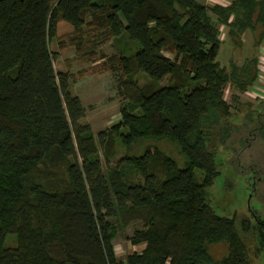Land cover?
<instances>
[{
  "label": "trees",
  "instance_id": "1",
  "mask_svg": "<svg viewBox=\"0 0 264 264\" xmlns=\"http://www.w3.org/2000/svg\"><path fill=\"white\" fill-rule=\"evenodd\" d=\"M61 21L73 32L60 48L93 63L103 44H124L107 57L121 119L98 135L73 73L55 66ZM221 24L237 36L264 29V0H0V264H252V228L264 251L262 225L217 214L208 191L219 146L243 124L226 89L245 92L259 75L258 58L221 66ZM149 138L178 142L184 166L150 145L105 169L101 150L110 163L119 142ZM130 226L144 248L120 259L114 241Z\"/></svg>",
  "mask_w": 264,
  "mask_h": 264
},
{
  "label": "rangeland",
  "instance_id": "2",
  "mask_svg": "<svg viewBox=\"0 0 264 264\" xmlns=\"http://www.w3.org/2000/svg\"><path fill=\"white\" fill-rule=\"evenodd\" d=\"M199 1L209 5L216 3L229 5L233 0ZM263 31V27L258 26L256 29H247L237 36L230 33L228 25H220L221 46L217 60L221 66L230 70L231 62L244 65L246 61L258 58L259 75L245 92L235 91L232 87L226 89L225 98L233 107V118L237 123L243 124L233 131L227 144L219 146L217 163L220 173L214 184L208 188L211 204L217 214L227 217L235 215L247 217L253 226L258 224V221L261 224L264 223V139L257 136L260 142L256 144L248 139V133L245 130L256 126V121H250L247 118L250 111L247 104L250 103L255 109L264 105V102H261L264 98ZM72 32L73 28L70 24L64 21L59 23L58 38L51 42V48L58 52L55 66L57 70L73 73L76 82L72 83L71 91L77 94L87 107L84 122L89 123L94 133L98 135L99 132L112 127L121 119L122 98L118 90L120 74L109 70L107 57L119 55L120 51L124 50V44L113 40L103 44L98 50L99 55L105 56H99L93 63L88 57L82 56V52L78 51L76 46L60 48V40H68ZM136 78L140 84L149 81L143 72H139ZM234 94L238 95V100H234ZM150 145L156 146L163 153L174 158L180 167L184 166L186 159L178 142L169 138L161 140L149 138L135 141L130 148L119 142L118 152L110 163L105 161L101 150L105 169L115 167L118 160L126 153L141 154ZM198 176L202 178L203 173L198 171ZM133 179L143 180L140 173L135 174ZM253 230L252 228L251 232L243 235L247 241L252 264H264V251L260 250L257 233ZM134 231L135 227L130 226L115 239L116 255L120 259L144 248V245H134L128 240L127 237L133 235ZM10 243L14 244L13 239ZM210 252L216 259H220L228 254V244L225 242L213 244Z\"/></svg>",
  "mask_w": 264,
  "mask_h": 264
},
{
  "label": "flooded vegetation",
  "instance_id": "3",
  "mask_svg": "<svg viewBox=\"0 0 264 264\" xmlns=\"http://www.w3.org/2000/svg\"><path fill=\"white\" fill-rule=\"evenodd\" d=\"M261 102H264V98L261 99ZM253 118V121H256V126L252 127V129H248L247 131L245 130V132L248 133L249 140H252L256 144H258L260 142V139L257 136L264 139V105H260L257 109H255V111L253 112ZM258 223L264 228V223L261 224L259 221Z\"/></svg>",
  "mask_w": 264,
  "mask_h": 264
}]
</instances>
